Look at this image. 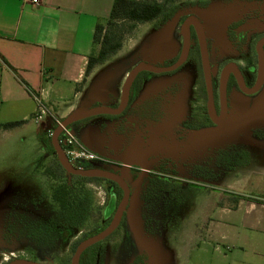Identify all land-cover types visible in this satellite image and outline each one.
Returning <instances> with one entry per match:
<instances>
[{
    "label": "rangeland",
    "instance_id": "obj_1",
    "mask_svg": "<svg viewBox=\"0 0 264 264\" xmlns=\"http://www.w3.org/2000/svg\"><path fill=\"white\" fill-rule=\"evenodd\" d=\"M199 2L223 3L177 0V10L167 22L106 25L117 38L122 36L121 49L99 71L88 103L46 113L39 122L41 145L31 137L23 139L19 131H0V264L19 257L22 244H40L41 259L71 264L78 246L108 227L109 196L122 197L121 189L111 181L69 174L58 160L51 135L64 120L61 116L95 106L116 108L127 77L138 64L167 65L178 52L175 36L180 19L186 17L189 5ZM231 3L236 20L255 7L264 16V0ZM177 90L174 78L145 73L133 84L123 115L67 127L75 148L90 152L100 168L118 173L131 188L122 226L93 247L81 264H181L186 250L195 247L208 229L212 208L219 200L234 201L236 196L228 192L229 176L237 171L242 181L248 178V187L264 181V92L245 109L244 122L230 118L208 127L186 120L194 114L190 91L180 95L176 113L175 107H167L176 101ZM199 126L203 127L191 130ZM94 132H101L100 138ZM90 136L99 145L97 151L85 146L84 139ZM140 166L150 168L148 177L141 178ZM75 168L94 166L84 160ZM62 184L81 193L80 215L74 219L53 201L54 190ZM93 251L97 260L92 262Z\"/></svg>",
    "mask_w": 264,
    "mask_h": 264
},
{
    "label": "crops",
    "instance_id": "obj_2",
    "mask_svg": "<svg viewBox=\"0 0 264 264\" xmlns=\"http://www.w3.org/2000/svg\"><path fill=\"white\" fill-rule=\"evenodd\" d=\"M114 2L0 0V131H19L41 145V103L47 112L88 103L107 63L87 74L89 58L100 49L94 42L96 27L107 25ZM11 122L24 123L3 128ZM94 134L100 138L101 132ZM92 141L93 136L85 137V146L97 151ZM239 178L237 171L229 176L228 192L245 199L236 206L218 201L208 229L181 264H264V181L255 182L251 191L248 178Z\"/></svg>",
    "mask_w": 264,
    "mask_h": 264
},
{
    "label": "flooded vegetation",
    "instance_id": "obj_3",
    "mask_svg": "<svg viewBox=\"0 0 264 264\" xmlns=\"http://www.w3.org/2000/svg\"><path fill=\"white\" fill-rule=\"evenodd\" d=\"M231 1L222 0V5H212L213 2H199L195 5H189L186 9V17L181 18L178 23L175 36L178 44L176 56L168 61L167 65L155 66L167 69V72H140L131 84L127 105L121 114H102L87 119L123 115L128 109L131 90L136 79L145 73H151L160 76L167 75L168 78H174L178 84V90L175 92L177 94L175 96L176 101L167 103V107H175L174 113L177 112L176 109L180 105V95L186 90L190 91L192 96L190 105L194 107V114L186 120L192 123L205 124L208 127L223 125L230 118L235 121L242 118V122H244L247 114L245 109L251 104L254 97L264 92V16L255 7L247 11L242 18L236 20ZM221 42L223 43L221 44ZM122 97L123 90L116 108L121 104ZM97 107L104 106L92 108ZM171 115L173 117V114ZM202 127H192L191 130L195 131ZM108 159L111 160L112 158ZM117 164L125 166L124 164ZM92 165L94 168L104 169L100 168L102 166L98 161ZM139 170L142 179L149 176L150 168L140 166ZM125 181L129 188L130 200L131 188L128 181ZM117 186L122 191V197L118 198L115 194L109 196L106 207V211L111 213L109 225L124 197L123 189L119 184ZM129 200L124 208L121 222L115 231L123 224ZM101 242L85 250L80 256L79 264L84 262L89 255V251ZM20 246L23 247L21 255L9 259L6 264H57L53 261L41 259L40 253L37 251V248L41 246L40 244H22ZM90 257L92 262L97 260V254L94 251ZM88 260L90 261V259ZM138 264H141V262Z\"/></svg>",
    "mask_w": 264,
    "mask_h": 264
},
{
    "label": "trees",
    "instance_id": "obj_4",
    "mask_svg": "<svg viewBox=\"0 0 264 264\" xmlns=\"http://www.w3.org/2000/svg\"><path fill=\"white\" fill-rule=\"evenodd\" d=\"M176 1L164 0L163 2H150L146 0H115L107 25L113 27L120 21L150 23L162 19L167 22L177 10V6H175ZM121 37L117 38L111 32V29L106 28V26L97 25L94 42L100 46V49L96 55L89 58L87 74L94 67L105 64L112 56L118 53L121 49ZM23 123L11 122L3 124V128L12 129L23 125ZM80 194L71 186L62 184L54 190L52 198L62 212L66 213L71 219H74L80 215L78 211V205L81 201ZM241 199H245V197H235L233 201L235 206ZM249 200L262 202L254 198H249Z\"/></svg>",
    "mask_w": 264,
    "mask_h": 264
},
{
    "label": "water",
    "instance_id": "obj_5",
    "mask_svg": "<svg viewBox=\"0 0 264 264\" xmlns=\"http://www.w3.org/2000/svg\"><path fill=\"white\" fill-rule=\"evenodd\" d=\"M143 71H149V72H155V73H162V72H167V69L164 68H159V67H155V66H151L148 64H143L140 63L138 64L129 74L125 84H124V88H123V97H122V101L121 104L119 105L118 108H108V107H97V108H90L87 110H81V111H77L74 112L72 114H70L68 117H66L62 123H60L58 125V127L54 130V132L51 135V140H52V145L55 149V152L58 156V160L61 164V166L71 175L74 176H81L84 178H100V179H106V180H110L113 181L117 184H119L121 186V188L123 189L124 192V197L112 219L111 224L109 225V227L107 229H105L104 231H102L101 233H99L96 236H93L85 241H83L77 248L75 255L72 259V264H79V259L81 254L87 250L88 248H90L91 246L105 240L110 234H112L119 226L122 216H123V212H124V208L129 200V196H130V192H129V188L127 186V183L125 181V179L123 177H121L120 175L105 170V169H87V170H83V169H79V168H75V166H73L63 148L61 147L58 139L60 134L62 133V131L67 128L68 126H70L71 124L93 117V116H97V115H102V114H110V115H118L121 114L126 105H127V101H128V95H129V91H130V87L131 84L133 82V80L135 79V77Z\"/></svg>",
    "mask_w": 264,
    "mask_h": 264
},
{
    "label": "built area",
    "instance_id": "obj_6",
    "mask_svg": "<svg viewBox=\"0 0 264 264\" xmlns=\"http://www.w3.org/2000/svg\"><path fill=\"white\" fill-rule=\"evenodd\" d=\"M33 3L37 4L38 0H33ZM38 113H39V115L37 116L38 122L43 121V118L46 115L47 110H46L45 106L42 105V103H41V105H39ZM59 124L60 123H58V125ZM64 133H66V135H67L66 136L67 138H65V139H63V135H62ZM62 134H60L58 141H59L61 147L63 148L69 162L73 166H75V164L80 162V161L86 160V161H90V163L93 164L95 162V160H97V158L94 155L90 154V152H88L87 150L74 147V138L70 133H68L67 128H65L62 131ZM79 169H81V168H79Z\"/></svg>",
    "mask_w": 264,
    "mask_h": 264
}]
</instances>
